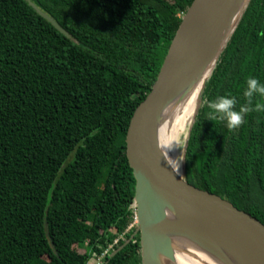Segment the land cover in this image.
Here are the masks:
<instances>
[{
    "label": "trees",
    "instance_id": "obj_1",
    "mask_svg": "<svg viewBox=\"0 0 264 264\" xmlns=\"http://www.w3.org/2000/svg\"><path fill=\"white\" fill-rule=\"evenodd\" d=\"M32 1L71 37L0 0V264H89L105 249L101 264H141L138 232L110 256L136 227L125 137L192 0ZM249 77L264 84V0H248L204 83L183 165L264 215V111L231 131L208 119L218 96L247 102ZM189 240L196 264H240Z\"/></svg>",
    "mask_w": 264,
    "mask_h": 264
},
{
    "label": "water",
    "instance_id": "obj_2",
    "mask_svg": "<svg viewBox=\"0 0 264 264\" xmlns=\"http://www.w3.org/2000/svg\"><path fill=\"white\" fill-rule=\"evenodd\" d=\"M26 1L59 32L71 37L51 15L32 0ZM247 2L192 0L181 16L155 78L129 118L125 154L135 179L136 227L110 256L138 232L141 264H172V235L181 233L218 254L222 253L218 245L225 246L240 264H264V215L224 192L190 181L184 168L173 170L157 147L165 107L211 72ZM167 210L177 218L169 225Z\"/></svg>",
    "mask_w": 264,
    "mask_h": 264
},
{
    "label": "bare ground",
    "instance_id": "obj_3",
    "mask_svg": "<svg viewBox=\"0 0 264 264\" xmlns=\"http://www.w3.org/2000/svg\"><path fill=\"white\" fill-rule=\"evenodd\" d=\"M206 77L197 82L188 91H184L177 95L165 107L158 124L157 136L159 144L165 138L177 139L178 133L184 129L189 121L192 120V117L195 115L196 110L199 107L200 92ZM167 157L177 160L178 156L175 146L167 152ZM166 214V225L177 221L174 212L167 210ZM172 243L174 246L175 264H196L195 256L197 252L187 235L174 233L172 235ZM208 260L212 262L214 261L211 259Z\"/></svg>",
    "mask_w": 264,
    "mask_h": 264
},
{
    "label": "clouds",
    "instance_id": "obj_4",
    "mask_svg": "<svg viewBox=\"0 0 264 264\" xmlns=\"http://www.w3.org/2000/svg\"><path fill=\"white\" fill-rule=\"evenodd\" d=\"M206 76H211V72L206 73ZM247 89L244 92V97L246 99V103L241 105L239 109H236V105L238 103L235 97L230 95L218 96L214 101L208 103V107L212 110L209 113V120H219L221 122H226V127L231 131L235 128H238L243 123H245V116L250 112H262L264 111V103L259 101L253 104V99L257 95L264 98V84L255 78L249 77L247 78ZM190 127V125H189ZM187 140V135L184 136V141ZM182 141L178 139H163L160 144L157 145L158 149L162 151L164 156L167 157V152L173 147L182 146ZM168 164L172 167L173 170L179 171V161L176 159L166 158Z\"/></svg>",
    "mask_w": 264,
    "mask_h": 264
},
{
    "label": "rangeland",
    "instance_id": "obj_5",
    "mask_svg": "<svg viewBox=\"0 0 264 264\" xmlns=\"http://www.w3.org/2000/svg\"><path fill=\"white\" fill-rule=\"evenodd\" d=\"M193 118H194V116L192 117V120L187 123V125L184 127V129L182 131H180L177 135V139L181 140L183 142L181 148L176 147L177 156H178L177 160L179 161V171L183 170V165H184V150H185V143H186V141H184V136L185 135L188 136V132H189V128H190L189 125L191 126V124L193 122ZM89 264H92V263L90 262ZM172 264H175V263H172Z\"/></svg>",
    "mask_w": 264,
    "mask_h": 264
},
{
    "label": "built area",
    "instance_id": "obj_6",
    "mask_svg": "<svg viewBox=\"0 0 264 264\" xmlns=\"http://www.w3.org/2000/svg\"><path fill=\"white\" fill-rule=\"evenodd\" d=\"M117 239H115L114 241H116ZM107 250L108 249H105L104 250V252L100 255V256H98L93 262H92V264L94 263V264H101L102 262H103V256L105 255V253L107 252Z\"/></svg>",
    "mask_w": 264,
    "mask_h": 264
},
{
    "label": "snow or ice",
    "instance_id": "obj_7",
    "mask_svg": "<svg viewBox=\"0 0 264 264\" xmlns=\"http://www.w3.org/2000/svg\"><path fill=\"white\" fill-rule=\"evenodd\" d=\"M190 103H191V101H190Z\"/></svg>",
    "mask_w": 264,
    "mask_h": 264
}]
</instances>
